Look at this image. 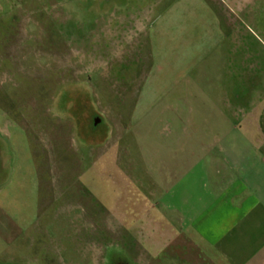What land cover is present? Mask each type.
<instances>
[{"label": "rangeland", "instance_id": "rangeland-1", "mask_svg": "<svg viewBox=\"0 0 264 264\" xmlns=\"http://www.w3.org/2000/svg\"><path fill=\"white\" fill-rule=\"evenodd\" d=\"M123 2L0 0V264H155L154 258L195 264L198 258L182 248L145 250L140 236L130 234L135 221L120 218L133 213L130 202L141 195L133 178L145 174L144 141L120 122L175 109L135 107L132 90L150 68L147 52L115 24L105 27ZM227 2L234 25V0ZM176 96L167 92L162 100L173 103ZM162 125L167 135L170 126ZM111 138L121 168L109 170L103 149ZM119 197L127 203L104 209Z\"/></svg>", "mask_w": 264, "mask_h": 264}, {"label": "crops", "instance_id": "crops-1", "mask_svg": "<svg viewBox=\"0 0 264 264\" xmlns=\"http://www.w3.org/2000/svg\"><path fill=\"white\" fill-rule=\"evenodd\" d=\"M137 2L124 0L105 27L115 24L147 52L135 107L175 109L120 122L145 146V174L133 178L141 197L120 218L135 221L130 234L151 252L194 251L195 264H264V0H234V25L227 0ZM167 92L177 100L165 104ZM110 143L109 170L121 168Z\"/></svg>", "mask_w": 264, "mask_h": 264}, {"label": "flooded vegetation", "instance_id": "flooded-vegetation-1", "mask_svg": "<svg viewBox=\"0 0 264 264\" xmlns=\"http://www.w3.org/2000/svg\"><path fill=\"white\" fill-rule=\"evenodd\" d=\"M98 119H99V118L97 117V118H96V124H98V123L100 122V121H98Z\"/></svg>", "mask_w": 264, "mask_h": 264}]
</instances>
